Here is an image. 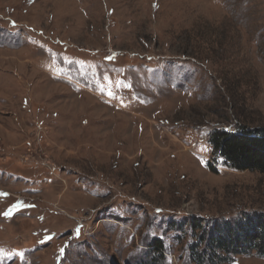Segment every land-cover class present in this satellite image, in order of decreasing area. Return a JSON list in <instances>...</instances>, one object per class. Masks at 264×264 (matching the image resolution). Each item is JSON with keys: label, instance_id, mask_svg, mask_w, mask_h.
<instances>
[{"label": "rangeland", "instance_id": "rangeland-1", "mask_svg": "<svg viewBox=\"0 0 264 264\" xmlns=\"http://www.w3.org/2000/svg\"><path fill=\"white\" fill-rule=\"evenodd\" d=\"M238 125L264 129V0H0V264H194L193 221L264 215L208 143Z\"/></svg>", "mask_w": 264, "mask_h": 264}, {"label": "trees", "instance_id": "trees-1", "mask_svg": "<svg viewBox=\"0 0 264 264\" xmlns=\"http://www.w3.org/2000/svg\"><path fill=\"white\" fill-rule=\"evenodd\" d=\"M215 159L231 170L264 174V129L238 125L234 131L214 129L208 137ZM233 223V224H232ZM192 222L199 230L198 241L190 247L194 264H230L235 257L264 259V215L236 222ZM153 246L163 249L161 242Z\"/></svg>", "mask_w": 264, "mask_h": 264}]
</instances>
